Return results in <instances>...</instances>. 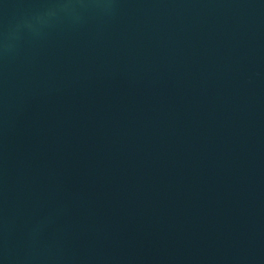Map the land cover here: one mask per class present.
Segmentation results:
<instances>
[{
	"label": "water",
	"instance_id": "obj_1",
	"mask_svg": "<svg viewBox=\"0 0 264 264\" xmlns=\"http://www.w3.org/2000/svg\"><path fill=\"white\" fill-rule=\"evenodd\" d=\"M0 264H264V0H0Z\"/></svg>",
	"mask_w": 264,
	"mask_h": 264
}]
</instances>
